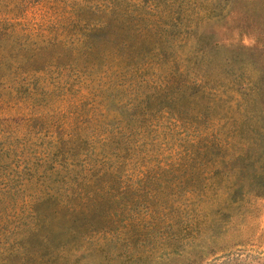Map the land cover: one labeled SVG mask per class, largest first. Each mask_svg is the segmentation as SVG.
Listing matches in <instances>:
<instances>
[{"label":"rangeland","instance_id":"rangeland-1","mask_svg":"<svg viewBox=\"0 0 264 264\" xmlns=\"http://www.w3.org/2000/svg\"><path fill=\"white\" fill-rule=\"evenodd\" d=\"M17 4L0 264H264V0Z\"/></svg>","mask_w":264,"mask_h":264},{"label":"trees","instance_id":"trees-1","mask_svg":"<svg viewBox=\"0 0 264 264\" xmlns=\"http://www.w3.org/2000/svg\"><path fill=\"white\" fill-rule=\"evenodd\" d=\"M19 2L20 5H24L26 0H0V7L3 8V10H0V56L3 57V55L10 53L9 51L14 50L16 48H1L3 42H7L8 40H12L15 38H30L33 37V34L29 33L27 30L22 28V24L17 20L18 18H8V16L11 13H14L16 9H19L16 5H13V3ZM19 4H17L19 6ZM26 42L21 45L19 48L18 53H21L23 55L30 54L31 49L26 48ZM29 46V45H28ZM30 48V47H28ZM27 50V53H26ZM28 59L30 57H27ZM30 60V59H29ZM1 64V61H0ZM256 92L259 91V89H254ZM259 163L263 164V172L261 173L260 182H259V188L257 191H264V156H262L259 161ZM255 180L257 178H254ZM77 209L74 207H70V209L66 211H59L57 214H55V219L57 220L58 224L67 229L70 234H73L75 232V229L78 227L79 223V217L81 213L77 214ZM89 212V211H88ZM90 213V212H89ZM87 219V215L84 217Z\"/></svg>","mask_w":264,"mask_h":264}]
</instances>
